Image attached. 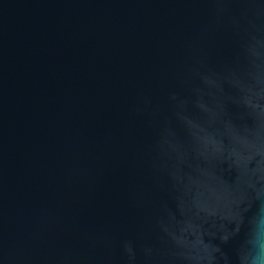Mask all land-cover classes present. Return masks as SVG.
I'll list each match as a JSON object with an SVG mask.
<instances>
[{
    "label": "water",
    "instance_id": "obj_1",
    "mask_svg": "<svg viewBox=\"0 0 264 264\" xmlns=\"http://www.w3.org/2000/svg\"><path fill=\"white\" fill-rule=\"evenodd\" d=\"M0 264H264V0H0Z\"/></svg>",
    "mask_w": 264,
    "mask_h": 264
}]
</instances>
